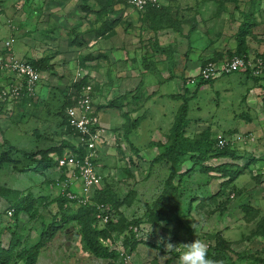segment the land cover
Returning <instances> with one entry per match:
<instances>
[{"label": "rangeland", "instance_id": "374dc122", "mask_svg": "<svg viewBox=\"0 0 264 264\" xmlns=\"http://www.w3.org/2000/svg\"><path fill=\"white\" fill-rule=\"evenodd\" d=\"M159 4L160 11L142 13L120 0H0V52L5 43L10 41V51L5 49L7 54H12L11 50L15 46L21 49H17V52L27 58L40 60L51 55V61L56 62L52 65L48 61L51 67L42 73V80L33 90L30 100L20 101L21 95H11L4 102L0 97V160H4L0 163V243L5 250H8L13 232H18L25 242L21 249L36 244L41 234L54 222L51 211L58 213V208L52 204L61 195V187L56 180L53 184L49 183L51 177L45 182L44 177H49L51 171L45 175L35 173L33 168L38 166L37 163L20 152L32 155L56 146L64 139L56 113L64 103L61 94L65 90L63 86L69 93L74 92L71 80L77 67L89 66V74L96 76V71H99L100 77L97 78L102 77L105 81L107 76L114 80L117 76L115 68L119 69L121 73L118 76L122 77L124 68L133 69L135 74L143 70L145 73L142 74H146L148 72L144 66L151 64V71L155 73V60L167 55L159 53L167 45L162 42L161 48L159 37L171 34L166 32L169 29L178 30V24L181 33L177 35L182 40L178 52L181 55L183 53V56L180 55L183 60H187L186 56L191 53L193 46L199 50L203 60L211 57L215 60L230 58L236 51L237 38L242 35L248 44L249 60L256 64L264 61V0H161ZM32 40L36 42L34 47L24 49L23 44L26 42L34 44ZM100 40L104 42L101 44ZM214 49L222 51H217L210 58L206 57V54H213ZM58 60L63 63H58ZM105 61L106 65L99 67V63ZM117 62H120L119 65ZM195 65L199 66V63ZM165 68L160 67L161 74L159 71L156 74L157 92ZM196 73L193 69L189 74L197 79ZM189 74L185 73L190 77ZM177 75L182 77L183 72ZM6 77L8 74L0 76L2 91L9 87L2 85L1 79ZM188 77L182 80V92L183 95L187 94L186 91L193 93L194 98L189 102L186 136L195 140L202 138L199 141L207 150L210 148L214 155L230 151L236 158L208 155L206 165L212 168L225 167L222 171L207 174L201 171V164L193 165L189 156L184 158L177 169L178 174L187 172L179 184L186 198L181 207L183 212L179 218L160 221L161 227H156L151 219L158 220L163 215L156 212L155 203L171 179L173 168L171 163L164 161L155 165L157 162L153 160L159 154L155 147L148 145V151L138 155L137 150L125 144L128 138L123 132H131V124L135 120L132 114L135 110L126 107L121 117L124 126L119 132L115 129L126 140L117 138V134H109L111 139L101 147L97 159V168L102 177L101 188L92 190L89 196L92 199L102 188H109L104 199L115 210L114 219L117 221L126 217L131 222L141 221L138 227L142 226V230L135 232L140 243L132 252L136 256L131 264H177L184 250L183 244L195 239L203 241L207 249L215 248L216 253L209 259L221 264H264V82L257 83L250 73H235L220 76L213 86L200 87L198 91V82L189 84ZM91 82L98 90L97 81ZM169 85L166 89L176 87L174 82ZM48 89H52L49 96ZM112 98L113 93L107 96L108 101ZM159 98L156 96L155 99ZM102 99L100 93L95 94V105L108 107L107 111L110 112L115 106L122 108L120 105H125L124 99L127 98L122 97L112 103L109 101L108 105ZM45 101L49 108L43 104ZM166 102L170 106H179L178 102L170 99L163 101L161 109L150 104L148 113H142L145 117L149 116L138 131L140 135L145 134L146 137L157 128L162 139L171 143L167 133L174 124V118L164 119L163 115L167 114ZM45 109H48L47 112ZM48 111L53 116L48 115ZM105 128L110 129L108 125ZM36 130L39 134H46L38 136ZM138 141L141 145L147 139L141 137ZM220 141L224 143L223 146ZM108 149L110 155L101 157L103 150L107 153ZM53 157L56 158V155ZM239 167L244 168L243 174L233 184H224ZM177 181L176 178L174 183L178 184ZM151 183L153 186H150ZM30 188L34 189L33 195L30 193L29 196L27 191L19 192L26 189L30 191ZM134 190L141 191L144 198L133 202L137 196ZM24 200L26 206L32 204L30 212H21L18 214L20 221L15 222V213L9 217V211L15 208L13 203H22ZM117 200L124 207L133 204L131 208H134V216L117 211L114 205L118 203ZM191 200H194L193 204ZM190 203L192 209L189 211ZM78 207V204H72L69 212H75ZM193 224L196 225L195 229ZM79 229L76 222L60 229L54 240L55 245L44 250L39 264H110L109 260L95 261L75 245L72 250L71 246L66 249L68 241L75 243L78 231L81 233ZM67 230L72 232L67 233ZM127 235V232L115 234L112 242L104 244L112 249L118 246L127 249L124 245ZM167 243L177 247L166 249ZM74 258L78 261L74 262ZM10 264L23 262L15 255ZM114 264L124 263L119 259Z\"/></svg>", "mask_w": 264, "mask_h": 264}, {"label": "trees", "instance_id": "16d2710c", "mask_svg": "<svg viewBox=\"0 0 264 264\" xmlns=\"http://www.w3.org/2000/svg\"><path fill=\"white\" fill-rule=\"evenodd\" d=\"M119 1V0H117ZM121 2H123V0H120ZM161 2V0H160ZM161 4H157V5H149L145 10L140 11L142 13H145L147 11L152 12L154 11H160L158 8V6H160ZM181 25V24H180ZM171 28H173L171 26ZM175 28V27H174ZM177 29H175L174 31H177L179 33H181V29L179 24L177 25ZM248 44L245 40V38L240 35L237 38V46H236V51L234 53V55L230 58L227 57H223L222 60H215L214 57H208L210 59H206L203 60V58L201 57L200 63H201V67H200V71L198 73V88L197 90H200V87H204V86H208V85H212L213 83H215L216 80H218V77H225V76H230L232 74H237V73H245V74H251L252 77H254L253 79L255 81H257V83H261L264 82V76L261 75H256L254 74V69H255V65L258 66V64L253 63V67H249L247 71L245 72H234L232 74H225V73H221L218 76H216L215 78H212L208 81L202 79L201 77V71L209 66V65H213V66H220V64H228L230 63L235 57H242L244 58L247 62L249 61V57H248ZM217 52V51H216ZM220 52V51H219ZM218 53V52H217ZM216 54V53H215ZM214 54V55H215ZM190 55V54H189ZM187 55V58L188 56ZM213 55V56H214ZM221 56V55H219ZM49 57V59H48ZM44 59H33V58H27L26 60L32 64L34 67H36L41 73H43L44 71L49 70L51 66H49V62H51L52 57L53 56H48ZM212 59V60H211ZM214 59V60H213ZM262 59H264V57H262ZM49 61V62H48ZM145 70L148 73H152V75H156L157 73H153L151 71L152 66L151 64H147L146 66H144ZM4 74L2 72H0V76ZM189 80H192L193 78H188ZM71 89H74V92L69 93L68 91L65 93L64 91L61 93L62 94V101H64L62 108L60 111H58L56 113L57 117L60 119V129H61V133L64 137L63 140H61L60 143L56 144V146H52L46 150H42L39 151L38 153L32 154L30 155L29 153H25V152H20L23 156L27 157V158H31L30 160H33L34 162L37 163L38 166H36L35 168H33L34 172L37 174H45L48 171H56L58 176L60 175V172L57 169V165L58 162H56V159L53 157L54 155H56V157H62L65 154L72 152L75 154H81V155H86V149L85 148H77L76 146L73 145L72 141L73 139H70V135H73V131L72 128L69 126V120H68V115H67V109L69 107L74 106L75 104V100H73V96L75 95L77 98L80 96V94H83L84 92V87L87 86H92V104H93V110L94 113H98L103 110L106 109L108 107L105 106H96L94 103V95L97 91V88L95 89V86L92 85L89 81V78L87 76L83 77L81 80H79L78 82H74L72 80L71 83ZM4 87V86H3ZM2 88H0V94L3 98L4 102H7L5 100H8L9 98V94L4 96L3 93H1ZM6 91V89H4L2 92ZM187 94H190V96H186V95H176L174 96V99L178 100L181 102V105L177 111L176 117H175V121L174 124L172 126V128L170 129V134L168 135V137L170 138V145H165L161 142L156 143V142H151L150 143V147H159L163 149V152L160 153L157 157H155V159L153 160V162H157L160 163L162 161H166L167 163H171L172 164V170L171 172H173L170 177L171 179L166 183L164 191L162 192L161 196H159L157 202L155 203V210L157 213H159L160 215L162 214L163 217H161L160 219H155L152 218V224L156 227H161L160 221H167L169 219H176L179 218L181 216V213L183 212L181 207L183 206V202H184V196L181 193V187H179V184L181 183V180L185 177L183 176L184 174H186L187 172L185 171L183 174L180 175V180L178 182V184L174 183V179L176 178L177 175V169L179 168L178 166L180 165L181 161L184 158H187V156H189L188 158L191 159L193 165L195 164H201V171L203 172V174H207L209 172L212 171H222L224 169L225 166H219V167H215L212 168L208 165H206L207 160H208V155L212 156H218V155H225V156H231L233 158H236L235 155H233L232 152L230 151H226L224 154H217L214 155L213 151L209 148V150L206 149V146H204L199 140H195V139H190L186 136V128L189 124V118H188V114H189V102H191V100L194 98L193 93H188L187 91L185 92ZM129 94L125 95L124 97L126 98V96H128ZM28 96V97H27ZM33 96V92H27V90H24L21 93L20 96V101H28L31 99V97ZM15 99V98H14ZM110 107V105H109ZM128 116V114H127ZM130 119V118H129ZM145 117H139L135 120H133V123L131 124V126L133 127L131 132H129L127 134V132L124 130V135L125 138H129V135L135 131L138 127H140V125L142 124V122L144 121ZM107 130V129H106ZM109 130H107L108 132ZM114 131V130H113ZM39 134V132H37V135ZM38 136H42V134L40 133ZM207 137V136H206ZM124 138V137H122ZM128 140V139H127ZM99 153V152H98ZM139 153V151H138ZM41 156V158L38 159V156ZM35 159H37V161H35ZM4 160H0V163H2ZM251 161H255V160H251ZM97 162V161H96ZM251 163V162H249ZM1 164H0V168H1ZM40 170V171H39ZM192 170V168L190 169ZM187 170V171H190ZM243 170L244 168H238L237 172L231 177L229 178V180H227L224 184L229 183V184H233L242 174H243ZM39 171V173H38ZM62 178V177H61ZM63 179V178H62ZM55 181L54 179H52V183ZM230 181V182H229ZM12 191V190H11ZM109 191V188H102V190L98 191L96 196L94 198H92V202L94 204L89 205V206H79L78 209L73 212L70 213L69 210L71 208V205L74 204L72 202H70L65 196H58L57 197V201L55 202L56 208H58V213H53L51 211V213L53 214V224L47 228L40 237V240L34 244L31 245L28 248L25 249H21L24 245V241H22V238L20 236V234H18V232H13L12 234V239L10 241V244L8 246V250H5L4 248H2V244L0 243V264H10L12 258L16 255L19 260L21 262H23V264H37L39 255L41 254V252L55 239L57 232L62 229L65 228L68 224L76 222L79 224L80 226V232L82 234V242L85 245L86 249L89 251L90 254H92L94 257L98 258V259H105V260H109L110 264H114V262H116L119 258L118 253L116 250L110 248L108 245H105L104 242H112V240L114 239V235L115 234H125L126 232L128 233L127 236H125V241H124V245L126 246L127 250L130 251V253L134 252L136 250V248L138 247V244L140 243L136 237H135V232L133 227H138L141 224L140 220H137L136 222H131L129 221L126 217L124 218H120L117 221L113 218V220L109 221L106 225L104 229H100L97 222V215H98V210L96 207V204H103L107 207H109L110 212L113 214V211H115L108 203L107 200L104 199V194H106V192ZM17 192V191H16ZM21 192V191H19ZM24 193V192H21ZM27 193H29V196L33 193L31 191H27ZM31 193V194H30ZM24 202V203H23ZM22 203H13V207H15L14 209H11L14 211L16 217H15V222H19V217L18 214H20L23 211H28L30 212V207L26 206L25 200ZM27 202V200H26ZM118 202V200H117ZM194 200H191V203L193 204ZM116 203V202H113ZM189 204V211L192 209V204ZM23 204V205H22ZM115 205V208L117 209V211H119V208H121L123 206L122 202H118ZM121 213V212H120ZM14 215V214H13ZM12 215V216H13ZM60 215V217H59ZM58 217L60 218L59 220ZM59 221V222H58ZM225 246V243H222ZM219 244V245H222ZM150 245V244H148ZM20 249V250H19ZM15 253V255H14ZM216 253V249L215 248H209L208 249V258H210V256H212L213 254ZM13 254V255H10Z\"/></svg>", "mask_w": 264, "mask_h": 264}, {"label": "built area", "instance_id": "2783aa9c", "mask_svg": "<svg viewBox=\"0 0 264 264\" xmlns=\"http://www.w3.org/2000/svg\"><path fill=\"white\" fill-rule=\"evenodd\" d=\"M126 5L132 7L136 11H143L149 5H157L160 0H123ZM11 42L8 41L4 45V52L0 54V72L9 75V87L6 89V95H21L24 90L33 92L42 80V73L30 64L26 59H20L13 54H7L10 51ZM6 49V50H5ZM12 51V50H11ZM3 55V56H2ZM10 56V58H7ZM253 60L248 62L242 57H235L228 64H220V66L209 65L201 71L202 79L208 81L215 78L221 73L232 74L234 72H245L249 67H253ZM254 74L264 76V61L261 60L258 66H254ZM199 82L198 79L189 80V84ZM9 90V91H8ZM92 86L84 87L83 94L77 98L73 96L75 104L67 109L69 126L72 128V143L77 148H85L86 155L75 154L69 152L62 157H56L58 162L57 169L60 175L55 180L57 185L61 187V195L65 196L70 202L79 206H89L94 204L90 198L92 190L101 188L102 177L97 168V159L101 147L108 144L107 130L103 126L98 113H94L92 104ZM222 139V138H220ZM220 145L224 143L220 141ZM63 179H62V178ZM55 181V182H56ZM98 210V226L104 229L105 225L113 220L114 216L110 212L109 207L103 204H96ZM13 210L9 211V217H12ZM134 232L142 230L141 227L133 228ZM109 242V241H108ZM107 243V242H104ZM120 259L124 264H131L134 256L124 247H114Z\"/></svg>", "mask_w": 264, "mask_h": 264}, {"label": "crops", "instance_id": "0c3cea01", "mask_svg": "<svg viewBox=\"0 0 264 264\" xmlns=\"http://www.w3.org/2000/svg\"><path fill=\"white\" fill-rule=\"evenodd\" d=\"M168 31L171 34H167L166 33V35L159 37V42H160L161 48L163 47L162 42L167 43L166 49L165 50H164V48L163 49H160L161 52L159 51V53H162L163 52L161 55L164 56V53H166L167 55H165L164 57L157 58L155 60V65H156L155 67L157 69V71L155 70V73H157V75H158V71L160 72V67L166 66L165 70H162L163 71L162 72L163 73V79L160 80L161 82L159 83V91H161L163 89V91H162L161 94L158 93L159 91L157 92L155 90V88H156L155 79H157V76L156 75H152L150 73L142 74V73H145L143 70L142 71L139 70V71H137V74H135L134 71H133V69H130L129 67L127 69L124 68V70H125V73H123V76L124 77L123 76L122 77L118 76V75H120L121 72H119V69L118 68H115L114 71L116 72L117 76L114 77V80L113 81H112L111 77L109 78L107 76L108 73L106 75L107 76L106 77V81L104 79H101L102 77L101 78H97V76L100 77L99 71H96V76H92L91 74L88 73L89 70H90V67L89 66H87V67H77V70H75L76 73L74 75H72L73 76L72 80L75 81V82H77V79L79 80L80 76H81V79L83 77L87 76L89 78L90 83L93 84V85H94V83L91 82V80H94V82L97 81V84H99V88H98V90L96 91L95 94L100 93V98H103L102 100H104L103 103H105V105L106 104L108 105V103L110 104V102L112 103L113 100L115 102V100L122 99V97L124 99L125 98L124 96L129 93V95L126 96L127 99H124L125 100V105H123V104L120 105L122 108L115 106V108L111 109L110 112L107 111L108 108L103 109V110H101L99 112L100 120H101L103 126L105 127L106 125H108L110 127L109 131L107 132V139L108 140L111 139V137L109 136V134H114V135L117 134V138L118 137L119 138H122L120 135H118V133L115 132V129H117V132H119L120 130H122V126H124V125L122 124L123 123V119L121 117L123 116V114H124L123 111H125V108L126 107H132V109L135 110L132 113V114H134L133 115V119H137L139 117L144 116L142 114L143 112L144 113H146V112L148 113V111H149L148 109H149L150 104L151 105H154V106L157 105L161 109V104L163 103V101L166 100V99H170L172 101L178 102L179 103V106H177V105L170 106V104L168 102H166L165 104L167 106V114H164L163 116H164V119H168L169 118L171 120L172 118H174V121H175V117H176L177 111H178V109H179V107L181 105V102L178 101V100H176V99H174V96L179 95V94L180 95H183V92H182V80H183L184 77L185 78L188 77L187 75H185V73L188 72V74H189L193 69H195L196 72L199 73L200 67H201V63H200L201 57H200V54H199V50L196 49V48H194V46H193L191 48V53L188 56V58L186 56L187 60L186 59L183 60L182 59L183 57L181 58L180 57L181 54L178 52L179 49H180L181 43H182L181 42L182 41L181 40V37L177 35V34L180 35V33L177 32V31H174L172 29H169L166 32H168ZM174 32H176V33H174ZM173 34L175 36H173ZM168 37L170 39H172V41L169 40ZM179 38H180V41L178 40ZM32 41L34 42L33 45L30 44V43H28V42H26L25 44H23L24 49H28V48L31 49V48H33L34 45L36 44V42L34 40H32ZM103 42H104V40H100V43L101 44ZM96 44L98 45V43H96ZM17 49H18V51L21 50L20 48H15V46H13V48H12V54L14 56H16L17 58L27 59V56H25V55L17 52ZM100 50H102V51L104 50L103 52H105V53L107 52L105 49H102V48H100ZM215 50L216 49H214V53L211 54V55L206 54V57L213 56L216 53ZM217 51H222V50L217 49ZM3 52H4V50H2V52H0V54H2ZM172 53H175L173 55V57H171ZM176 54L178 56L177 58H175V55ZM157 55L158 54H156L155 57ZM55 56H54V58H55ZM60 56H63V54L60 55ZM118 56H120V54H118ZM181 56H183V53H182ZM77 58H79V56ZM59 60H61V59H59ZM59 60H58V63H60V62L63 63V61H59ZM106 62L107 61H105L103 63H99V67L105 66L106 65ZM129 62H132V60L129 61ZM174 62H175V64H174ZM197 62L199 63V66L198 65H195ZM50 63L53 65L56 62L51 61ZM119 63L120 62H117L118 65H119ZM123 63H125V62H123ZM188 64H192V65L191 66H188ZM91 70L94 71V69H92V68H91ZM182 72H183L182 77H178L177 73H182ZM69 73L71 74V72H69ZM167 73H169V76H167ZM160 74H161V72H160ZM196 74H194V75H196ZM4 76H7V74H5ZM190 77H192V75H190ZM190 77H188V78H190ZM1 80H2V85H6V87L10 85V83H9V75H8V77H6V79H1ZM178 81H179V83H178ZM115 82H118L119 84L116 85ZM171 82H174L175 85H176V87L170 88V89H166V86H170L169 83H171ZM214 84L215 83H213L211 86H213ZM153 85H154V87H153ZM205 87H207V86H205ZM63 88L65 90H62V91H65V93L67 91L69 92V90H67L65 86H63ZM39 90H40V87H39ZM39 90H38V92H39ZM50 91L52 92V89L51 90L48 89V91H47L48 96L50 95ZM70 93H72V92H70ZM111 93H113V98H112V100L109 99V101H110L109 102L108 99H107V96L110 97V94ZM156 96H160V98L159 99H155ZM47 99H49V98L47 97ZM94 100H95V95H94ZM43 104H46L47 105L48 102L45 101V102H43ZM101 106H103V105H101ZM45 108H46V106H45ZM47 108H49L48 105H47ZM46 110H48V109H45V112H47ZM48 115H50L49 114V111H48ZM50 116H53V115H50ZM148 116H149V114L146 115V117L144 116L145 119L142 122V124L140 125V127H138L135 131H133L129 135V138H128V141L127 142L125 141V144H127V145L129 144V146L131 148L139 151L138 155H141L142 153H145V151H148L146 149V147L148 145H150L151 142H156V143L161 142V143H163L165 145H170V143H169V141L167 139H164V138L162 139V137H161L159 131L157 130V128H154L155 131L153 133H150L146 137H145V134H144V136L140 135V133L138 131L141 130L142 125L144 126V123L147 120ZM46 120H48V118H46ZM158 128H159V126H158ZM170 128H171V126H170ZM36 131H38V130H36ZM44 134H46V133H44ZM44 134H42V135H44ZM135 134H136V136H135ZM169 134H170V130L167 133V136ZM133 135L138 140L141 139V137H142V139L146 138L147 139V142H143V144L139 145V141L136 140L133 137ZM123 140H126V139L123 138ZM123 149H124V147H123ZM150 149L153 150V148H150ZM154 149H158L156 151H159V154L162 153V151H163V149L162 148H159V147H155ZM104 153L105 152L103 150V152L101 153L103 155H101V157H103V156L104 157L105 156H109L110 155L109 149H108V152L107 153H105V154ZM159 154H157V155H159ZM164 162L166 163V161H164ZM157 164L158 163H156L155 165H157ZM49 172L50 171L46 172L45 174H47ZM52 173H54V174H52ZM180 175L181 174H178V171H177V175H176V178L178 179L177 182H179V180H180ZM58 177L59 176L57 175V172L56 171H51L50 174H49V177H44V179H45L44 181L46 182V180L50 178L51 180L49 181V183L53 184L52 183V179L55 180ZM151 185H152V183L150 184V186ZM28 190L29 189L20 190V191H25L26 192ZM33 190L34 189L30 188V191L32 193H34ZM134 191L137 192V190H134ZM143 198L144 197L142 196L141 191H138L137 192V196H136V198L134 199L133 202H137V201H139L140 199H143ZM185 199L186 198H184V200ZM53 205H55V204H52V206ZM131 207H133V204L130 205V206H125V207L122 206L121 208H119V211L123 215H126V216H134V210H133L134 208H131ZM69 232L71 233L72 230H67V233H69ZM54 240L44 250L50 249L51 247H53L55 245V243H56V241H54ZM74 245L78 249L81 248L84 252L88 253L89 257H91L95 261H97V262L106 261L105 259H98V258L94 257L92 254L89 253V251L86 249L85 245L82 242V234L79 233V231H78V235H77V239H76L75 243L68 241L66 243V249H68L69 246H71L70 249L72 250L73 247H74ZM44 250L41 252V254H43V252H45ZM67 253H69V252H67ZM41 254L39 255V258L41 256ZM63 255L66 256L65 254H63ZM135 256L136 255H134V260H135ZM74 257H76V256L74 255ZM39 258H38L37 264H39ZM77 258L79 259L78 255H77ZM74 259H75L74 262H77L78 261V260H76V258H74Z\"/></svg>", "mask_w": 264, "mask_h": 264}, {"label": "clouds", "instance_id": "9594fccd", "mask_svg": "<svg viewBox=\"0 0 264 264\" xmlns=\"http://www.w3.org/2000/svg\"><path fill=\"white\" fill-rule=\"evenodd\" d=\"M192 227L195 229L196 225L193 224ZM176 247L177 246L172 243L166 244V249ZM183 249L184 250L178 257L177 264H221V262L213 261L208 258L207 245L199 239L183 244Z\"/></svg>", "mask_w": 264, "mask_h": 264}]
</instances>
